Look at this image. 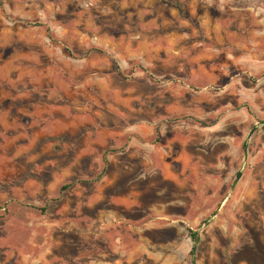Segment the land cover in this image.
<instances>
[{"label": "rangeland", "instance_id": "1", "mask_svg": "<svg viewBox=\"0 0 264 264\" xmlns=\"http://www.w3.org/2000/svg\"><path fill=\"white\" fill-rule=\"evenodd\" d=\"M0 264H264V0H0Z\"/></svg>", "mask_w": 264, "mask_h": 264}, {"label": "trees", "instance_id": "2", "mask_svg": "<svg viewBox=\"0 0 264 264\" xmlns=\"http://www.w3.org/2000/svg\"><path fill=\"white\" fill-rule=\"evenodd\" d=\"M194 238H195L196 240H198L199 237H198V234H197V233L194 234Z\"/></svg>", "mask_w": 264, "mask_h": 264}, {"label": "water", "instance_id": "3", "mask_svg": "<svg viewBox=\"0 0 264 264\" xmlns=\"http://www.w3.org/2000/svg\"><path fill=\"white\" fill-rule=\"evenodd\" d=\"M236 183H237V181H236ZM236 183L234 184V187L236 186Z\"/></svg>", "mask_w": 264, "mask_h": 264}]
</instances>
